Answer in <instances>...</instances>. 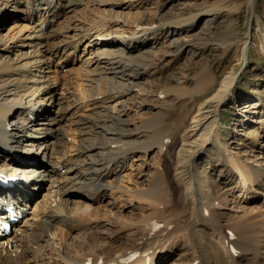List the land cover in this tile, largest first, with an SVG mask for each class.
<instances>
[{"label": "rangeland", "instance_id": "1", "mask_svg": "<svg viewBox=\"0 0 264 264\" xmlns=\"http://www.w3.org/2000/svg\"><path fill=\"white\" fill-rule=\"evenodd\" d=\"M75 1L73 0L74 3ZM9 6L4 13L6 22L0 30L2 35L13 29L14 18L20 16L22 6L12 9L13 2H10ZM66 7L54 21L53 29H56V32L51 34L53 30H47L48 41L44 44L50 51L51 70L44 69L43 74L49 76L48 90L52 94V103L48 102L44 107L49 109L50 115L57 121L49 123L44 117L39 118L41 123L52 127L44 134L36 136L35 139L39 142L56 144L53 137L55 132L58 133L60 129L65 130L64 133L73 130V122L77 118L85 119L83 117L97 109H91L93 100L86 104L79 98L84 96V90L87 89L85 77L90 74L85 72L91 69V52L99 47L100 43L124 41V38L130 40V31L134 29L136 19L147 25L176 22L179 18L191 16H194V19L179 26L166 24L163 28H156V34L150 35V44L145 50L151 54L146 62V71L143 73L140 69L142 74L136 81L140 85V91L137 87L128 91L124 97L126 109L112 111L115 117H121L127 129L136 132L135 139L142 140L148 132L143 129L135 131L139 122L160 117L172 106L167 118L171 121V132L165 140L168 143L165 152L161 153L158 146L154 145L147 150L137 148L128 154L124 167L116 170L115 179L111 178L115 187L119 186L120 189H113L111 193L108 188H104L106 196L100 203L88 199L86 196L89 193L85 188L67 186V207L72 211L70 217H75L77 221L72 226H56L48 239L40 242L39 252L28 253L23 264H58L55 263L56 254L53 250L57 247L67 257H78L81 254L79 252L89 254L91 247L95 249L99 246H110L112 250H128L133 242L144 238L142 230L138 231V222L143 220V216L144 219H151L153 225L161 220L154 232L166 227L175 230L177 235L174 240H177L176 242L155 244L157 259H153L150 264H186L189 259L191 263L192 258L189 255L192 247L190 250L188 248L194 243L193 237L190 238L180 230L181 215H184L189 207L180 198L182 195L178 197V191L174 188L176 186L172 168L176 152L181 146L180 138L189 128L191 119L197 115L198 105L210 98L229 72L234 73V83L227 92L217 116V136L214 137V142L217 143L213 148L207 147L212 149L209 153L211 159L201 156L198 165V170H205L209 181H213L207 186L211 193L208 205L205 203L208 212L203 214L201 211L200 216L208 217L211 222L216 220L215 226H218L219 233L227 236L229 241L235 240V235L240 232L247 234L256 230L261 220H264V0H84L80 5H72L73 9H68V5ZM32 10L33 8H30L31 12ZM98 21L103 22L98 27L101 30L97 36L94 33L91 37H83L85 26ZM108 27L115 33L119 30L123 33L116 37ZM92 31L89 33L92 34ZM17 48L21 52L28 49L22 46ZM204 69L212 78L211 83L203 84L197 81ZM32 90L38 91L33 86ZM116 104L118 102L114 100L110 107L119 108ZM81 138L85 137L79 135L78 131L74 134L71 131L67 138L70 142L66 141L69 152L64 156L65 160L76 156ZM26 139L23 143H26ZM95 140L98 141L97 136ZM23 143L18 144L17 150L20 153L26 156V152H30L29 157L36 155L30 146L27 147ZM100 146L97 144V148ZM220 152L224 157L222 160L218 157ZM234 156L239 157L238 161L243 166L246 165L254 177H258L253 185L261 182L259 187L263 194L252 192L251 189L258 187L248 189L246 184H241V173L236 170V164L232 163ZM37 160L48 166L53 164L40 156ZM157 165L163 173L168 174V185L175 197L174 199L172 196V202L177 205V211L169 210L168 213L170 206H150L143 198L135 195L137 190H145L148 184L151 185ZM109 169L111 167H107V170ZM198 170H194L196 174H199ZM15 174L20 175L19 172ZM48 185L49 177H36L31 181L25 191L26 196L21 201V209L15 212L14 219L8 222L9 228L4 230L10 240L6 243L7 238L1 239L2 250L18 249L19 238L30 234L40 217L49 216L51 208L47 203L44 205L43 200L51 195L54 199L55 191L60 187L57 183L48 191ZM158 209H165L167 216L163 214L165 210L161 212ZM167 217L170 221L165 219ZM175 222L179 227L172 226L177 225ZM136 231L138 233L134 235ZM246 231L248 232L245 233ZM260 232H263L261 243L257 244L260 254L255 256L253 251L232 252L235 264H264L263 224L260 226ZM137 258L138 253H131L124 262H132Z\"/></svg>", "mask_w": 264, "mask_h": 264}, {"label": "bare ground", "instance_id": "2", "mask_svg": "<svg viewBox=\"0 0 264 264\" xmlns=\"http://www.w3.org/2000/svg\"><path fill=\"white\" fill-rule=\"evenodd\" d=\"M83 1L76 0L74 3L73 0H0V30L5 25L4 13L7 11L6 8L10 7V2H13L12 9L22 6L19 11L20 16L15 17L12 22L13 29L3 35L0 34V46L3 47H0V171L3 172L0 175H2V178L7 179L10 185L9 187L0 186V223H7L9 220L14 219L15 212L21 209V201L26 196L24 195L26 194L25 191L34 178L49 177L48 191L54 184L58 183L60 187L56 189L54 199L51 195L48 196V199L45 197L43 200L44 205L47 203L51 208L49 216L40 217L34 229H31V233L19 238L18 249L4 251L2 250L3 244L0 242V264H23L27 260L28 253L35 254L39 252L40 242L48 239L49 234L56 229V226H72L75 224L77 219L73 216L70 217L72 211L67 207L65 195L67 186L69 188H76L77 186L78 188H85L89 193L86 197L92 202L100 203L102 198L106 196L103 191L104 188H108L110 192L119 188V186L115 187L111 178H114L116 170H121L124 167L128 154L133 153L137 148L147 150L154 145L158 146L159 151L163 153L168 147L165 140L171 132L169 124L171 121L167 118L172 106H169L170 108L166 109V113L160 117H153L148 121L139 122L135 127V131L143 129L144 132H148L142 140L135 139L136 132L127 129L121 117L119 118L117 115L115 117L113 113L116 109L123 111L126 109L124 97L128 91L135 87L140 91L138 88L140 85L136 81L139 75L142 74L140 69L145 73L146 62L151 55L150 51H145L150 44V40H148L150 35L156 34L158 30L156 28H163L166 24L179 26V24L193 21L194 16L179 18L176 22L159 23L160 25L154 23L147 25L136 19L134 29L130 31V40L124 38V41H104L91 52V69L85 72L91 76L87 75L88 77H85V80L87 79L85 81L87 89L85 88V94L79 100L86 104L93 100L91 109H97L89 112L87 117H83L85 119L77 118L73 122L74 129H71L72 133L78 131L79 135L85 137L79 140L78 152L74 158H66V160L64 158L69 152L66 141H69L67 138L71 131L67 132V130V133H64L65 130L60 129L58 133L55 132L53 137L56 144L47 141L39 142L35 139L36 136L44 134L52 128L49 124L41 123L39 118L44 117L49 123L57 121L55 117L50 115L49 109L44 107L48 102L52 103V94L48 90L50 79L48 74H43L44 69L51 70L50 51L44 45L48 41L46 39L48 37L47 30H53L51 34L55 33L56 29L53 28L56 17L64 9H67V5L68 9H73L72 5H80ZM29 7L33 8L32 12ZM102 22H93L91 25L85 26L82 36L90 35L89 37H91L94 33L97 36L99 30H101L98 27ZM94 27L95 29H93ZM108 30H111V28L108 27ZM91 31L92 34L89 33ZM120 31L122 30H119L118 33L120 34H118L111 30L112 35L116 37L122 35L123 32ZM134 35L138 36L134 37ZM20 46L22 48L27 47L29 50L21 52L17 48ZM93 46L95 47V45ZM197 81L204 84L211 83L213 80L208 71L204 69L198 76ZM233 83L234 73L229 72L210 98L198 105L197 115L191 119L189 128L183 132L180 138L181 146L176 152L175 164L172 168L174 185L176 186L174 188L178 191V197L182 195L180 198L189 207L188 211L181 215L182 228L180 230L190 238L193 237L194 242L188 248L190 250L192 247L189 255L192 262L190 263L189 259L188 262L185 261L186 264H235L236 260L233 258L234 256L232 257V252L253 251L255 256H258L261 252L257 248V244L261 243L263 232H260V226L263 224L264 228V220H261L256 230H251L250 233L246 231L247 234L240 232L239 235H235L238 240L229 241L227 236H222L219 233L218 226H215L216 220L211 222L208 217L201 218L200 216L201 211L203 214L208 212L205 203H208L209 194L211 193H209L210 189L208 190L207 186L213 181H209L205 170L201 172L198 170V167L200 168L198 165L201 156L211 159L209 153L212 149H207V147L212 146L213 148L217 143L214 142V137L217 136V116ZM32 86L38 91H33ZM114 100L118 102L116 105H119V108L110 107V103ZM29 106H32L33 110L27 109ZM60 109L62 108L60 107ZM112 111L114 112L112 113ZM25 127H27L28 132H25ZM9 136L10 138L15 137L8 139ZM96 136L98 141L95 140ZM22 137H27L26 143L23 144L27 147L30 146L31 151H34L36 155L25 156L17 150L19 149L20 140L23 139ZM97 144L101 146L97 148ZM204 152L207 155L203 154ZM37 155L52 161V166L38 162L37 157L39 156ZM218 157L220 160L224 159L221 152ZM238 160L239 157L234 156L232 163L236 164V170L241 173V184L243 186L246 184L248 189L258 187L251 189L252 192L263 194L261 187H259L261 182L253 185L258 177H254L251 170L246 165L243 166ZM66 163L69 165L65 166ZM158 166L155 167L153 173L155 175L151 178V185L148 184L145 190L134 191L135 195L143 198L150 206H170L168 210L165 208L168 213L169 210L177 211L179 210L176 207L177 205L172 202L174 201V194L168 185V174L163 173ZM107 167H111V169L107 170ZM194 170H198L197 173L199 172V174H196ZM15 172H19L20 175H16ZM17 193L21 195L18 196ZM166 210L163 214H166ZM56 215L58 217H55ZM171 215L173 216V214ZM165 219L169 220V217ZM160 221H154L156 224L153 225L151 219H144L143 216V220L138 222L140 225L138 231L142 230L144 238L134 240L135 242L128 250H112L110 246L108 248L99 246L95 249L91 247L90 255L78 251L81 256L67 257L57 247L56 249L52 248L54 254H56L55 263L84 264L88 261L90 264H150L153 259H157L156 243L177 241H174L177 238L175 230L172 231L171 228L160 227L161 229L154 232V228L160 224ZM207 222L210 224H207ZM172 226L175 228L178 224ZM1 233H4V231L0 232V241L7 238L6 243H9V235ZM149 235H152V237L150 238ZM131 253H138V258L132 262H124Z\"/></svg>", "mask_w": 264, "mask_h": 264}]
</instances>
